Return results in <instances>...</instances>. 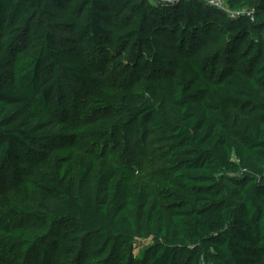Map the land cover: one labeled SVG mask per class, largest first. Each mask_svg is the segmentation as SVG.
Here are the masks:
<instances>
[{
	"label": "trees",
	"instance_id": "trees-1",
	"mask_svg": "<svg viewBox=\"0 0 264 264\" xmlns=\"http://www.w3.org/2000/svg\"><path fill=\"white\" fill-rule=\"evenodd\" d=\"M226 1L241 14L203 0H0V264H35L51 244L78 263L95 236L101 262L121 246L135 264V243L152 239L139 264H264V0ZM228 52L240 67L215 70ZM65 79L86 93L89 123L56 125ZM129 128L174 140L147 177L155 202L112 160Z\"/></svg>",
	"mask_w": 264,
	"mask_h": 264
},
{
	"label": "rangeland",
	"instance_id": "rangeland-1",
	"mask_svg": "<svg viewBox=\"0 0 264 264\" xmlns=\"http://www.w3.org/2000/svg\"><path fill=\"white\" fill-rule=\"evenodd\" d=\"M156 1V0H155ZM166 1V0H165ZM173 5V3H170ZM176 4V3H175ZM56 10L59 9L57 6H54ZM264 21V16L261 19ZM251 28H256L254 24L250 25ZM163 39L165 43L175 49L177 58L179 60L183 59L184 52L180 50L179 47L176 46V42L167 35H163ZM82 44L77 45V49H79ZM224 46V42L222 41H211L209 40L207 48L209 50H214L217 48H222ZM228 53H224L217 63L214 65L215 70L220 71L224 67L228 66V68L238 69L240 67L237 63H231L230 57ZM232 56V53L230 54ZM112 58V57H111ZM110 57H106V63L108 64V71L112 69V63ZM114 69V68H113ZM109 74V72H107ZM123 77H125L126 71L122 72ZM56 96L53 101V116L57 126L63 124H72L74 126L84 125L89 123V119L86 117H82L83 110L86 106L84 101V97L82 95H86V93H82L78 90L72 81L66 80L61 83L58 87ZM168 113L170 115L171 120L175 118V111L173 109H168ZM170 134V133H169ZM64 142V138L58 139L55 143ZM174 140L169 135H156L152 132H146L144 137L140 140H137L134 136V133L131 128L127 129L125 134L120 137L119 144L112 152V160L119 164L129 165L135 169L136 179L137 181L145 185L152 196V201H156L157 188L155 186H149L147 183V177L153 174H160L162 171H165L166 163L165 159L168 156H172L174 152ZM109 152V149H107ZM27 167V165H26ZM30 168V167H29ZM22 171L19 172L21 174ZM222 191L227 194V202L229 204H233L238 200L239 188L240 185L236 180V177H228L222 181ZM98 237H93L88 246L85 248L84 256L78 263H63L59 261L56 257V244H51L49 251L46 254V258H44L41 253L36 252L33 263L35 264H123L120 258V249L121 246H117L114 254L108 259V261L101 262L103 256L101 252H92L89 250L92 243H94ZM152 244V239L139 240L135 243L132 248V252L134 255L135 264H139V256L141 253L146 251L148 247ZM107 244L105 245V247Z\"/></svg>",
	"mask_w": 264,
	"mask_h": 264
},
{
	"label": "built area",
	"instance_id": "built-area-1",
	"mask_svg": "<svg viewBox=\"0 0 264 264\" xmlns=\"http://www.w3.org/2000/svg\"><path fill=\"white\" fill-rule=\"evenodd\" d=\"M179 0H167V2H170V3H175V2H178ZM205 3L213 6V7H216L222 11H224L225 13L227 14H230V15H239L241 14V12H232L229 10V8L227 7V1L226 0H203ZM245 13V11H244ZM248 16H250V19L251 21H254V14L252 12H248L247 13Z\"/></svg>",
	"mask_w": 264,
	"mask_h": 264
},
{
	"label": "water",
	"instance_id": "water-1",
	"mask_svg": "<svg viewBox=\"0 0 264 264\" xmlns=\"http://www.w3.org/2000/svg\"><path fill=\"white\" fill-rule=\"evenodd\" d=\"M167 1V0H166ZM170 3V2H169Z\"/></svg>",
	"mask_w": 264,
	"mask_h": 264
}]
</instances>
